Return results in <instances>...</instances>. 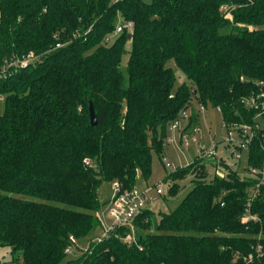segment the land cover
<instances>
[{
	"label": "trees",
	"instance_id": "1",
	"mask_svg": "<svg viewBox=\"0 0 264 264\" xmlns=\"http://www.w3.org/2000/svg\"><path fill=\"white\" fill-rule=\"evenodd\" d=\"M119 17L130 31L114 32ZM29 53L25 67L0 71V245L22 264H264L254 250L264 247L263 185L250 205L258 220L241 221L250 168L264 164V0H0V69ZM170 60L188 82L174 86ZM192 98L238 134L250 129L241 171L213 157L221 173L208 179L210 157H195L163 177V200L188 178L174 208L136 215L142 249L120 227L66 258L69 235L101 227L100 184L146 181L180 111L196 123Z\"/></svg>",
	"mask_w": 264,
	"mask_h": 264
},
{
	"label": "rangeland",
	"instance_id": "2",
	"mask_svg": "<svg viewBox=\"0 0 264 264\" xmlns=\"http://www.w3.org/2000/svg\"><path fill=\"white\" fill-rule=\"evenodd\" d=\"M130 45H127V51L129 50ZM125 52L121 58V71L124 75V84H127V75L125 72V65L128 58V52ZM172 67L175 75L176 87L183 81L188 82L185 74L173 63L172 60L167 63ZM8 67V65H7ZM6 65L1 67V70H5ZM3 75V74H1ZM0 75V76H1ZM3 103L0 102V108H2ZM190 106L193 111L197 114V121L191 126H188L189 112L188 110L180 111L177 119L181 124V128H169L168 131V141L166 140L164 144V149L162 154L158 155L154 150L151 151V171L147 178V183L153 184L158 183L161 186L162 190L167 191V187L170 183L169 180L163 181V177L175 170L172 168V165L176 167L185 165V163L194 156L196 144L191 142L189 146L184 147L181 145L180 137L183 132L191 133L194 128H199V139L202 143L209 146L214 144L216 153L214 156L206 160V170L207 178L212 177L213 172L221 173V168L219 166L212 167L210 162H218L219 158L213 157H222L224 161L230 165H238V170L242 167L246 161V151L245 144L251 136L250 129L248 127L241 128V135L236 132L237 130L234 127L227 128L223 125V120L218 108L213 107L208 104L207 106H202L198 103L197 100L192 98L190 100ZM252 107V106H251ZM171 124V123H170ZM190 127V128H187ZM228 132L230 135H228ZM244 135H247V138H244ZM250 135V136H249ZM237 146V147H236ZM237 154L239 156H237ZM214 159V160H213ZM165 162L168 163V166L165 165ZM241 171V170H240ZM189 177V176H188ZM140 183V180L137 181L136 185L141 187L143 182ZM179 183L184 185L181 187L180 193L176 197H170L166 200H163L162 197H156L151 210L154 213V216L158 219L159 211H168L174 208L176 203L182 198L185 192L190 187L188 183V178L180 180ZM189 184V185H188ZM249 191V190H248ZM250 192V191H249ZM113 193V183L112 181H103L98 187V198L103 204L99 207L98 213L102 219L103 224L109 221L106 211L108 207V199H110ZM164 195V194H163ZM163 200V201H162ZM103 233V227H99L95 230H92L87 235L77 239V247H74L72 251L66 254V258L74 260L82 255L86 250L90 242H95L100 235ZM21 254L19 251L12 252L8 246L0 245V264H22L21 263ZM68 264H76L70 261Z\"/></svg>",
	"mask_w": 264,
	"mask_h": 264
},
{
	"label": "built area",
	"instance_id": "3",
	"mask_svg": "<svg viewBox=\"0 0 264 264\" xmlns=\"http://www.w3.org/2000/svg\"><path fill=\"white\" fill-rule=\"evenodd\" d=\"M132 25L131 22H121L120 17L117 19L115 23V30L114 32H120L122 30L130 31ZM32 54L29 53L23 58H11L9 61H4L5 65H18L20 67H25L27 63L31 60ZM0 71H2L0 69ZM1 75V72H0ZM262 95V94H261ZM249 106L258 107V104L254 100H249L247 103ZM261 108L263 106L260 104ZM169 128H181V124L178 119H175L169 125ZM199 135V128H194L191 133L183 132L180 137L181 145L184 147L189 146L191 142L196 144L195 147V154L191 157L185 165L191 163L195 157H212L216 153V149L214 144H210L206 146V144L202 143L198 137ZM228 135L230 133L228 132ZM237 156H239L237 154ZM85 163H88V160H84ZM165 165L168 166V163L165 162ZM173 169L177 167L172 165ZM250 174L256 177V181L252 186L248 188V196L247 202L245 204L244 212L241 215V221L243 223H248L249 221H256L258 217L256 214H253L250 211V205L252 200L258 195L259 188L263 185L264 186V164L262 167H251ZM113 183V193L108 200V207L106 211V215L109 219L108 222L103 224L102 219L99 216L97 211L96 216L100 221L101 227H103V233L98 237L96 242L104 239L105 237L109 236L114 230L123 227L126 232L123 235H120V239L131 245H135L139 249H142V245L138 242L137 238V227L135 224V218L138 213L141 212L143 209H151L153 202L155 201L156 197H162L165 192L162 190L161 186L158 183H145L142 187L135 185L131 188L122 187L121 183L118 181H112ZM259 237V236H258ZM70 243L64 248L65 253L72 251L74 247H77V238L73 235H69L68 237ZM90 242L86 248L88 249ZM85 250V251H86ZM255 255L262 254L264 251V247L257 242L254 246ZM252 254H248L244 256L245 261H250L252 259Z\"/></svg>",
	"mask_w": 264,
	"mask_h": 264
},
{
	"label": "water",
	"instance_id": "4",
	"mask_svg": "<svg viewBox=\"0 0 264 264\" xmlns=\"http://www.w3.org/2000/svg\"><path fill=\"white\" fill-rule=\"evenodd\" d=\"M89 118H90V123L91 124H95L96 123V119H95V116H94V111H93V107H92L91 103L89 104Z\"/></svg>",
	"mask_w": 264,
	"mask_h": 264
},
{
	"label": "crops",
	"instance_id": "5",
	"mask_svg": "<svg viewBox=\"0 0 264 264\" xmlns=\"http://www.w3.org/2000/svg\"><path fill=\"white\" fill-rule=\"evenodd\" d=\"M143 182L142 185H145V183H147V181H143V180H140V183L138 185H140L141 183ZM142 187V186H141ZM109 200V199H108ZM163 201V200H162Z\"/></svg>",
	"mask_w": 264,
	"mask_h": 264
}]
</instances>
